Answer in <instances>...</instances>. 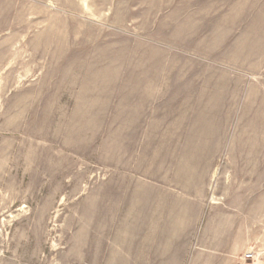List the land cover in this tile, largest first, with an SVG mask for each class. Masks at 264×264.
Here are the masks:
<instances>
[{
  "label": "rangeland",
  "instance_id": "rangeland-1",
  "mask_svg": "<svg viewBox=\"0 0 264 264\" xmlns=\"http://www.w3.org/2000/svg\"><path fill=\"white\" fill-rule=\"evenodd\" d=\"M0 264H264V0H0Z\"/></svg>",
  "mask_w": 264,
  "mask_h": 264
},
{
  "label": "built area",
  "instance_id": "built-area-1",
  "mask_svg": "<svg viewBox=\"0 0 264 264\" xmlns=\"http://www.w3.org/2000/svg\"><path fill=\"white\" fill-rule=\"evenodd\" d=\"M248 259L249 258H251L252 257V255L251 254H247V256H246Z\"/></svg>",
  "mask_w": 264,
  "mask_h": 264
}]
</instances>
